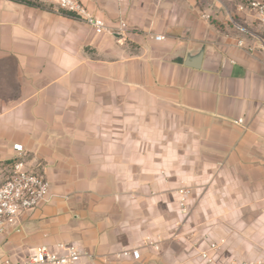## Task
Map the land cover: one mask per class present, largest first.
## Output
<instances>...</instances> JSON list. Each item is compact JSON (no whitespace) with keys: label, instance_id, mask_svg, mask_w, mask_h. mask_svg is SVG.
<instances>
[{"label":"crops","instance_id":"1","mask_svg":"<svg viewBox=\"0 0 264 264\" xmlns=\"http://www.w3.org/2000/svg\"><path fill=\"white\" fill-rule=\"evenodd\" d=\"M31 1L0 0V185L22 159L52 199L7 226L0 256L64 242L96 264H209L216 241L215 264H264L263 27L242 1L82 0L102 34ZM199 53L202 68L169 59Z\"/></svg>","mask_w":264,"mask_h":264},{"label":"built area","instance_id":"2","mask_svg":"<svg viewBox=\"0 0 264 264\" xmlns=\"http://www.w3.org/2000/svg\"><path fill=\"white\" fill-rule=\"evenodd\" d=\"M54 4L59 10L69 12L85 20L93 27L97 34L108 31L106 22L93 14L82 0H46ZM237 8L250 14L263 27L260 39L262 41V50L264 52V0H244L238 4ZM203 18L210 19L212 16L207 12L202 14ZM235 27L241 31L250 33V31L237 19L230 17ZM127 23L122 20L115 30L111 33L122 34L127 30ZM156 40H162L163 35L154 36ZM237 45L245 46L243 38L237 39ZM14 149L18 152L23 150L21 144H15ZM179 205L184 211L189 200V190L181 188L178 190ZM52 199L50 181L43 173L35 172L27 168L26 162L22 159L16 160L8 171L4 182L0 185V239L5 235L7 226L15 224L21 212L47 203ZM155 249L159 250V245L154 244ZM218 242L210 243L208 249L201 252V257L209 264H215L216 261L211 252L217 250ZM123 255L131 256L135 259L141 257L138 249H127ZM83 257H88L89 264H96L94 256L84 252L75 244L60 242L53 246L42 244L35 246L29 252L19 258L13 259L10 256H0V264H77ZM261 264L262 260L244 261L238 264Z\"/></svg>","mask_w":264,"mask_h":264},{"label":"water","instance_id":"3","mask_svg":"<svg viewBox=\"0 0 264 264\" xmlns=\"http://www.w3.org/2000/svg\"><path fill=\"white\" fill-rule=\"evenodd\" d=\"M171 61L176 62V63H182L194 68H202L205 67L203 64V54L199 53L197 56L195 57H191V58H185V56L183 54H179L177 56L171 57L169 58Z\"/></svg>","mask_w":264,"mask_h":264},{"label":"rangeland","instance_id":"4","mask_svg":"<svg viewBox=\"0 0 264 264\" xmlns=\"http://www.w3.org/2000/svg\"><path fill=\"white\" fill-rule=\"evenodd\" d=\"M230 1H231L230 2L231 4H234V3H238L239 1H244V0H230ZM231 4L230 5L228 4V5L231 7ZM196 185L199 188V185L197 183H196ZM197 186L191 185V184H189V183L186 182L185 185H184V187H181V188H186V189L189 190V199H190V197L195 193V190L198 189ZM181 188H179V189H181ZM188 203H189V200H188ZM185 207H186V209L184 210V212H186L188 210V204Z\"/></svg>","mask_w":264,"mask_h":264},{"label":"trees","instance_id":"5","mask_svg":"<svg viewBox=\"0 0 264 264\" xmlns=\"http://www.w3.org/2000/svg\"><path fill=\"white\" fill-rule=\"evenodd\" d=\"M21 1H24V2H26V3H28V4H37L36 2H33V1H31V0H21ZM69 14H71V13H69ZM72 15H74V14H72Z\"/></svg>","mask_w":264,"mask_h":264}]
</instances>
